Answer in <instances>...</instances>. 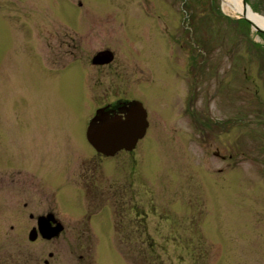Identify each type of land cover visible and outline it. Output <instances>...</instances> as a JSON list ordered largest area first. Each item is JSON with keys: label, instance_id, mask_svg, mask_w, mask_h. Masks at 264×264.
<instances>
[{"label": "rangeland", "instance_id": "1", "mask_svg": "<svg viewBox=\"0 0 264 264\" xmlns=\"http://www.w3.org/2000/svg\"><path fill=\"white\" fill-rule=\"evenodd\" d=\"M243 21L221 0H0V164L30 145L74 166L95 154L85 134L96 110L117 101H139L149 122L133 152L105 164L120 182L128 175L129 211L114 217L105 199L75 242L86 205L64 209V244L20 234L18 247L0 241V256L3 247L24 259L63 250L94 262L109 253V264H264V34ZM106 48L115 61L93 67ZM64 178L52 189L78 203ZM22 212L2 208L0 220Z\"/></svg>", "mask_w": 264, "mask_h": 264}, {"label": "flooded vegetation", "instance_id": "2", "mask_svg": "<svg viewBox=\"0 0 264 264\" xmlns=\"http://www.w3.org/2000/svg\"><path fill=\"white\" fill-rule=\"evenodd\" d=\"M250 3L255 8L253 9L251 6L252 11L254 10L253 12L261 13L262 10L259 9L258 6H261L260 3L264 4V0H253V3ZM105 50L109 49L106 48L101 51ZM114 61L115 55L113 53V60L109 64L96 66L91 64V60L90 64L95 68H104L111 66ZM138 71V74L140 73L143 75L142 69L139 68ZM114 72L116 73V76H119L121 75L122 70L117 67ZM130 76H133V71L129 70V75L127 77ZM126 81L131 82L132 77ZM140 86L141 84H139L138 87ZM134 101L136 100H122L117 101L112 105L109 104L98 108L94 117L98 116L97 121L113 117H124L125 111L129 108L128 103ZM99 110L101 111L97 114ZM28 146L30 145L12 147V153H6L4 155L6 160H1L0 164V166L4 165L12 170L8 173L5 172L4 175L0 171V211L2 208L14 210L20 209L24 211L22 212L21 218L17 217L0 220V241L2 243L8 242L6 244L7 248L10 249L11 246L12 248L18 247V244L13 242V239L20 234H22V238L31 245L39 244L44 246L45 244L54 242L64 244L67 227V224L65 223L64 209L80 213L82 211L81 207L86 205L84 208V218L79 217L78 220L73 222L75 232L79 237L75 242L84 239V232L80 233L78 227L81 225L82 220L87 222L88 217L96 211H98L95 213V216H97L96 218H100L104 214L102 212L106 210H103L106 207V203L104 202L105 199L109 198V201L117 208L116 210L114 209L115 211L111 214L114 217L119 214V210L121 211L122 208L125 211H129V202H123V200H129L128 190L130 185L128 175L124 176L122 182H120L117 176H113L112 170L109 172L111 167L105 164H107L106 162H111L112 159L119 157L122 152H133L136 147L131 152L121 151L114 156L107 157L97 153L90 145L95 152L94 155L85 158H78L74 166L70 163L65 166V164H63L64 159L61 160L60 157L55 156L53 157L55 162L52 161V163H50L46 161L41 154L34 153L38 148H33L35 150L33 152L32 148L29 149ZM102 164L105 166L101 167ZM51 168H61L62 171L69 169V172L61 173V171H54L53 173H49L48 170ZM66 173H69L72 177L70 180L71 184L78 191V194L75 197L76 200H79L80 195H82V200H86L88 202L87 204L85 202L83 204L80 203L82 200H79L78 203H72L69 194L55 192V190L52 189L53 186H51V184H61V181L65 180L64 175ZM61 174L64 175L61 176ZM6 178L10 179L6 180ZM106 201H108V199ZM123 218L124 216L121 217L122 220ZM86 222H84L83 225H85ZM92 239L93 237L91 240ZM1 251L0 264H97L98 260H100L99 263L105 262V264L112 262V254L105 252L100 254L95 252V259L97 261L94 262L91 260V257L89 256L91 253L89 252L70 251L65 253L63 250L48 251L44 256L31 254L30 257L24 259V257L14 252V255L10 256L12 255V251H7V249L3 247H1ZM16 259L19 260L16 261Z\"/></svg>", "mask_w": 264, "mask_h": 264}, {"label": "water", "instance_id": "3", "mask_svg": "<svg viewBox=\"0 0 264 264\" xmlns=\"http://www.w3.org/2000/svg\"><path fill=\"white\" fill-rule=\"evenodd\" d=\"M241 3L243 12L239 15L240 19L245 20L255 32L264 34L263 29L257 27L246 17L247 11H252L246 0H241ZM112 60L113 53L105 50L96 53L91 59V64L101 66L111 63ZM128 105L129 108L125 111L124 117L97 121L98 116H95L90 121L85 136L87 142L97 153L111 157L121 151L131 152L135 149L138 141L145 136L148 128L145 109L141 103L136 101L129 102Z\"/></svg>", "mask_w": 264, "mask_h": 264}, {"label": "bare ground", "instance_id": "4", "mask_svg": "<svg viewBox=\"0 0 264 264\" xmlns=\"http://www.w3.org/2000/svg\"><path fill=\"white\" fill-rule=\"evenodd\" d=\"M223 8H228L232 13L241 15L243 7L241 0H221ZM246 17L253 22L257 27L264 30V16L254 13L250 10L247 11Z\"/></svg>", "mask_w": 264, "mask_h": 264}, {"label": "trees", "instance_id": "5", "mask_svg": "<svg viewBox=\"0 0 264 264\" xmlns=\"http://www.w3.org/2000/svg\"><path fill=\"white\" fill-rule=\"evenodd\" d=\"M243 22H246V21H243ZM247 23V22H246Z\"/></svg>", "mask_w": 264, "mask_h": 264}]
</instances>
